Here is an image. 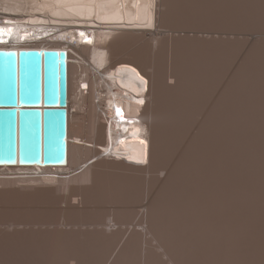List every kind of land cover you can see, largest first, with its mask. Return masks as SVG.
<instances>
[{
  "label": "bare ground",
  "instance_id": "1",
  "mask_svg": "<svg viewBox=\"0 0 264 264\" xmlns=\"http://www.w3.org/2000/svg\"><path fill=\"white\" fill-rule=\"evenodd\" d=\"M1 13L36 24L24 37L46 36L0 49L67 50L69 125L66 166L0 167V264H93L100 244L116 245L102 264H135L134 247L137 264H264V41L246 36L264 31V0H0ZM8 29L4 41L18 34ZM163 29L220 35L164 41ZM68 37L94 40V52ZM193 98L209 104L195 110ZM125 106L140 114L130 126L114 115ZM192 126L168 163L167 135Z\"/></svg>",
  "mask_w": 264,
  "mask_h": 264
},
{
  "label": "water",
  "instance_id": "2",
  "mask_svg": "<svg viewBox=\"0 0 264 264\" xmlns=\"http://www.w3.org/2000/svg\"><path fill=\"white\" fill-rule=\"evenodd\" d=\"M68 65L65 49H0V161L67 164Z\"/></svg>",
  "mask_w": 264,
  "mask_h": 264
},
{
  "label": "rangeland",
  "instance_id": "3",
  "mask_svg": "<svg viewBox=\"0 0 264 264\" xmlns=\"http://www.w3.org/2000/svg\"><path fill=\"white\" fill-rule=\"evenodd\" d=\"M163 30L165 31L164 34H165L166 36L164 35V36H161V37H163V40H164V41L167 39V38H165V37H168V36H169V37H174V36H175L176 38H178V39H180V40H182V38H183V40L186 39L187 42H188V40H189V41H190L189 43H195V41H197L196 39H197L198 37L201 38V37L204 36L205 38H209V39H210V38H212V37L214 36V38L217 39V38H219V35H220L219 33L211 32V31H206V32H205V31H199V30H190V31H189V30H180V31L178 30V32H176L177 30H172V31L169 32V31H167V29H163ZM187 31H188V32H187ZM198 32H199V33H198ZM168 34H169V35H168ZM172 34H173V35H172ZM197 34H198V35H197ZM187 35H189V36H187ZM244 35H245V34H244ZM244 35H240V36H243V37H239V38H244L245 40H244V39H243V40L246 41V39H247L248 37H250V38H248V41L251 39V40H250L251 42H249L250 46H252V44H253L252 41L254 42L255 39H256L255 42H261V41H264V40H263V39H264V31H261V30H260V31H255L254 33H250L249 35L246 34V36H248L247 38H246V36L244 37ZM253 35H254V36H253ZM177 36H178V37H177ZM180 36H181V38H180ZM208 36H209V37H208ZM224 36L226 37V35H224ZM224 36L222 35V37H224ZM159 37H160V36H159ZM184 37H185V38H184ZM195 37H196V38H195ZM220 37H221V36H220ZM253 37H254V39H253ZM191 38H192V39H191ZM232 38H233V36H232ZM190 39H191V40H190ZM201 39H202V38H201ZM252 39H253V40H252ZM241 40H242V39H241ZM262 43H263V42H262ZM246 44H247V42H246ZM249 44H247V46L245 45L246 49H248V48L250 47ZM258 44H259V43H258ZM260 45H262V44H260ZM263 45H264V44H263ZM244 49H245V48H244ZM246 49H245L243 52H241V49H240V52H239V53H236V54L233 53L234 56H233L232 59H235V61H238L239 59H241V58H242L241 56H243V54L246 53V51H247ZM242 50H243V49H242ZM241 54H242V55H241ZM235 56H236V57H235ZM231 57H232V56H231ZM257 59H258V58H257ZM259 60H261V61H259ZM259 60H258L259 63H260V62L263 63V62H262L263 59H259ZM263 64H264V63H263ZM149 71H152V69H149ZM90 72L92 73V77H93V78H92V81H94V80H95V78H94V76H93L94 69H93L92 67L90 68ZM93 83H94V82H93ZM211 83H212V82H211ZM214 83H215V82H214ZM210 85H211V84L207 85V87L209 86V88H212V89H213V86L210 87ZM215 85H216V84H215ZM205 86H206V84H205ZM216 86H217V85H216ZM209 88H208V89L205 88V89H204V90H206L205 92H204V90H202V92H204V94L201 93V94H202L201 96L206 95V94L209 93L210 91H211L210 93L212 94V89H209ZM214 88L216 89L217 87H214ZM199 89L201 90V88H199ZM202 89H203V88H202ZM215 89H213V91H214ZM207 90H210V91L207 92ZM196 92H197V91H196ZM200 92H201V91H200ZM200 92H199V93L197 92V93H198L197 96H199V97H200V95H199ZM206 92H207V93H206ZM197 93H196V94H197ZM205 93H206V94H205ZM211 94H207L208 96L210 95L209 98L211 97ZM207 95H206V96H207ZM197 96H195V97H197ZM206 96H205V97H206ZM203 97H204V96H203ZM205 97H204V98H205ZM172 98H173V97L170 96V99H172ZM201 98H202V97H201ZM206 98H208V97H206ZM170 99H169V100H170ZM193 99H194V98H193ZM193 99H192V102H193ZM196 100L199 101V98L197 97ZM196 100L194 99L195 104L191 102L190 107H191V105H192V106H196V105L198 104V106H196L198 109H197L196 107H195V108L193 107V108H194L195 110H198V111H199V106H201V105L204 104V103H203L202 100H201V102H200L201 105H200L199 102H198V103L196 102ZM203 100H204V102H205V99H203ZM208 100L210 101V99H206V101H208ZM95 101H96V103H98V102H99V98H97ZM207 103H208V102H206L204 105H207ZM91 104H92V102H91ZM208 104H209V103H208ZM204 105L202 106V109H201V111H200L199 113H198V111H197V113H198L197 115H198V116L195 115V114H196V111H191V110H190V111H191L192 113H190V111H189L187 116L185 115L187 112L184 114V115L186 116V120H187V122L189 123V122L191 121V122H190V126H191V125H197V126H198L200 120L197 119V120H198V121H197V120L195 119V120L198 122V123H197V122L194 120V118H195V117H197V118H198V117H199V118H202V117H201V113H202V111H203V109H204ZM193 108H192V109H193ZM91 110H93V108H91ZM98 111H99V113H102L103 117L106 116L105 113L102 112V110H101L100 107H98ZM189 113H190V115H189ZM194 113H195V114H194ZM204 113H206V111H205ZM204 113H202V114H203L202 116H207L208 113H206V114H204ZM193 114H194V115H193ZM192 115L195 116V117L192 118ZM199 115H200V116H199ZM257 115H258V114H257ZM188 116H190V117L192 118V120H191L190 117H189L190 119H188V118H187ZM188 120H189V121H188ZM193 121H194V122H193ZM188 123H187V125H185V128H186V127H190V126L188 125ZM194 123H196V124H194ZM197 126H196V127H195V126H192V127H191L192 132H190V131H191L190 128H189L190 131L188 130L189 132H188V131H187V132H183L184 134H181L182 132H180L178 137H177V135H176V136H173V135H169L168 133L165 132L166 134H168V135H167L168 137H167L166 139L169 138V139H168V144L166 145V148L168 147V148H167L168 153L166 152V155H167L166 157H169V158H170V159L168 158V160H167L168 163L171 162V160H172V159H171V156L173 157V156L176 154V151H177V154L179 155V153L182 151V148H183L182 146H183V144L186 143V142H188V140H189L188 137H190L191 135H193L194 133H196V132H194V131H196ZM187 133H188V135H187ZM191 133H192V134H191ZM182 135H183V136H182ZM172 136H173V137H172ZM165 137H166V135H165ZM179 138H180V139H179ZM186 138H187V140H186ZM181 139H182V140H181ZM173 141H174V142H173ZM177 141H178V142H177ZM181 141H182V143H183L182 145H181ZM171 142H172V144H171ZM168 145H169V146H168ZM172 145H173V146H172ZM174 145H175V149H174ZM171 146H172V147H171ZM180 146H181L182 148H181ZM184 146H185V144H184ZM176 149H178L179 151L176 150ZM180 150H181V151H180ZM174 152H175V154H174ZM170 155H171V156H170ZM166 159H167V158H166ZM152 173H154V172H152ZM156 174H159V173L155 172L154 175L151 174L152 176H154V177H152L153 180H155ZM164 174H165V172L161 173L160 175H161V176H164ZM157 176H158V175H157ZM117 180H118V182H117ZM113 181H114V182H113ZM115 181H116V183H117L116 185H117L118 187H117L116 185L113 186V185L115 184ZM150 181H152V180H150ZM110 182H111V184H112V182H113L112 186L115 188V190H114V188H113L114 191H113V190H112V191H113L114 193H115V191H116V194H117V189L119 188V185H118V184L122 185V184H121L122 181H119V179H117V177H114V180H113V177H112L111 180H110ZM153 182H155V181H152V183H153ZM147 183H148V182H147ZM152 183H150V184H152ZM152 186H153V185H152ZM116 187H117V189H116ZM118 190H119V189H118ZM116 194H115V195H116ZM82 198H83V200H85L84 197H82ZM82 198L80 199L81 202L78 200V201H79L78 203H82V202H83V203H87V201H82ZM68 201H70V200H68ZM69 203H72V202H69ZM88 203H89V201H88ZM136 203H138V205H136V204H135V206L130 205V204H129V205L135 207L136 210H137V208H138L137 211H140V210H141V206H139V202H136ZM145 203H146V202H145ZM132 204H134V203H132ZM62 205L65 207L64 204H62ZM47 206H48V205H47ZM49 206H50L51 208H55V207H57L56 204H53V205L51 204V205H49ZM49 206H48V207H49ZM136 206H137V207H136ZM138 206H139V207H138ZM48 207H47V208H48ZM50 207H49V208H50ZM135 208H134V209H135ZM139 208H140V210H139ZM131 209H132V207H131ZM134 209H133V210H134ZM142 210H143V209H142ZM99 211H102L101 213L104 212V215L107 214V212L105 213V209H104V211H103V209H102V210H99ZM137 211L134 212L135 215L138 214ZM140 212H142V211H140ZM140 212H139V213H140ZM54 213H55L56 215H54ZM132 213H133V212H132ZM132 213H130V214L132 215ZM50 214H51L50 219L53 218L54 221H56L55 219H57V218L59 217V213L57 214V212H52V213H50ZM50 214H49V216H50ZM52 214L54 215L53 217H52ZM99 214H100V213H99ZM99 214L97 213L95 216H97V215H99ZM130 214H129V215H130ZM102 215H103V214H102ZM102 215H100V216L102 217ZM131 215H130V216H131ZM55 216H56V218H55ZM77 216H78V215H77ZM84 216H85V215H81V214H79V216H78L79 218H78L77 220H79V219L82 220V218H83ZM95 216H94V217H95ZM80 217H81V218H80ZM85 217H86V216H85ZM97 217H98V216H97ZM99 218H100V217H99ZM53 219H52V220H53ZM132 222H133V221H132ZM136 223H137L136 221L133 222L134 225H135ZM2 228H5V226H2ZM138 229H139V227H138ZM98 245H99V244H98ZM84 246H85V245H83V247H84ZM94 246H97V245L95 244ZM94 246H93V247H94ZM115 246H116V245H113L112 248L115 249ZM144 246H145V244H144ZM85 248H87V247H86V246L84 247V251L86 250ZM91 248H92V247H91ZM97 248H98V253H97V251H96L97 254H94V255L96 256V258H95L93 264H102V263H104V261H106V260L108 259L109 254H110L109 251L112 252V250H110V249H112V248H111V246H109L108 244H107V245H106V244H105V245H101V244H100ZM97 248H96V249H97ZM134 248H135V247H134ZM134 248L132 249L131 252L134 253V254H133V255H135V256H134V259H135L134 263L137 264V262H138V260H137L138 257H137V256H140V254H137V255H136V252L138 253V250L136 251V248L138 249V247H136L135 249H134ZM89 249H90V248H89ZM96 249L93 248L92 250H91V249H90V250L93 251V250H96ZM114 249H113V250H114ZM88 251H89V250H88ZM91 251H90V253H92ZM99 251H100V252H99ZM139 252H140V251H139ZM90 255H92V254H90ZM90 255H88V256H90ZM131 255H132V254H130L129 256H131ZM88 256L86 257L87 259H89ZM92 257H94V256H92ZM132 257H133V256H132ZM132 257H129V259H130L129 261H130V262L133 261V260H132V259H133ZM131 258H132V259H131ZM92 259H94V258H92ZM139 259H140V257H139ZM90 260H91V258H90ZM136 261H137V262H136ZM91 262H93V261H91ZM132 263H133V262H132ZM132 263H130V264H132Z\"/></svg>",
  "mask_w": 264,
  "mask_h": 264
},
{
  "label": "snow or ice",
  "instance_id": "4",
  "mask_svg": "<svg viewBox=\"0 0 264 264\" xmlns=\"http://www.w3.org/2000/svg\"><path fill=\"white\" fill-rule=\"evenodd\" d=\"M0 31H10V29H0ZM81 35H83V33ZM140 103H143V101H140ZM117 113L120 114V110L119 109H117Z\"/></svg>",
  "mask_w": 264,
  "mask_h": 264
}]
</instances>
